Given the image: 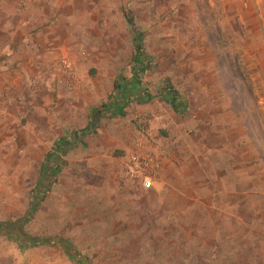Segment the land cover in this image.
<instances>
[{
    "label": "rangeland",
    "instance_id": "374dc122",
    "mask_svg": "<svg viewBox=\"0 0 264 264\" xmlns=\"http://www.w3.org/2000/svg\"><path fill=\"white\" fill-rule=\"evenodd\" d=\"M256 1L0 0V48L25 34L23 56L50 60L27 85L0 90V111L17 119L0 128V264L239 260L204 248L196 204L169 197L178 183L208 186L215 168L201 165L212 159L201 150L226 139L213 131L230 119L239 140L259 135L251 158L264 159V0ZM122 81L149 90L148 108L105 111ZM170 90L180 114L165 98ZM136 153L153 159L168 188L144 192L125 178ZM165 161L183 174L167 175ZM16 228L36 244L20 248L10 238ZM262 258L253 254V264Z\"/></svg>",
    "mask_w": 264,
    "mask_h": 264
},
{
    "label": "crops",
    "instance_id": "0c3cea01",
    "mask_svg": "<svg viewBox=\"0 0 264 264\" xmlns=\"http://www.w3.org/2000/svg\"><path fill=\"white\" fill-rule=\"evenodd\" d=\"M258 2L259 0L256 1V3ZM0 31L2 30L0 29ZM23 38L14 39L12 42H8L4 48H0V90L13 86L23 87L37 75L36 69L38 67L49 66L50 60L47 56L43 58L32 57V60L23 56L27 53V50L25 51L22 48L29 44V38L25 34ZM17 44H19V49L15 51L14 45L16 46ZM71 47L72 44H69L68 48L71 49ZM136 51L138 52V50ZM136 70V72H139V69ZM135 77L134 80L137 79ZM134 84V81L132 83L131 81H122L121 84L115 85V87L119 86L121 89H118V93L114 95L115 101L112 105H107L108 107L105 108V111L118 114L123 110L125 103L131 104L132 109L138 111L137 107L140 101L144 104L143 107L148 108V104L153 100L149 90L140 87L135 89ZM143 107L142 110H145ZM231 113L229 111V115ZM171 115L172 112L170 113ZM15 117L16 112H11L10 110L0 111V128L14 127L13 123L17 120ZM230 121H228L227 127L224 125L219 126L215 132L213 131L217 136H227L226 139L220 140V143L214 146L212 144H204L201 150L203 152L209 151L212 155L211 160H205V162L201 160V165L215 168L210 177L203 180L208 186L205 187L203 185L194 189V191H189L187 188L182 187V183H178L181 184V187H179L180 192H171L174 194V198L173 194H171L169 200L186 199L196 204L198 232L202 233V237L199 236L198 240L203 241L204 248H215L213 249L216 250L215 254L220 253V257L227 255L233 256L234 259L239 258L234 263L229 261V264H240L242 253L245 254L243 259L248 256V261L245 264H253V261H255L254 259L252 260L253 254L256 257L261 255L263 258L258 264H264V191L260 188L257 189L259 184L264 183V174L261 171V176L256 177L253 173L254 162L258 164L256 167H262L264 166V159L253 160L251 158L252 152L259 151V148L249 143L251 138L255 137L258 140L257 137L259 135L247 137L249 139L248 142L246 141L248 139H244L245 142L241 141L237 138L236 129L231 130ZM233 126H235V120ZM225 129H228V131L224 133ZM176 144L180 146V141ZM253 146L255 150H253ZM260 150H262L261 147ZM242 152L243 158L240 159L241 155L239 153ZM215 153L216 155L218 154L216 161L214 159ZM172 162L165 161V173L173 177L181 176L183 174L182 171L180 173V168L175 167ZM158 178L156 177L154 188L152 189L155 194L162 188H168L167 186L163 187ZM193 178L188 179V183ZM169 184L172 183L169 182ZM163 191L165 193L166 189H163ZM173 207L176 209V205L172 206L171 204V209ZM253 249L255 250L253 251ZM222 263H224L223 259Z\"/></svg>",
    "mask_w": 264,
    "mask_h": 264
},
{
    "label": "built area",
    "instance_id": "2783aa9c",
    "mask_svg": "<svg viewBox=\"0 0 264 264\" xmlns=\"http://www.w3.org/2000/svg\"><path fill=\"white\" fill-rule=\"evenodd\" d=\"M235 1L239 2L244 0ZM69 66L66 67V69L71 75V68ZM2 98H4L3 95H0V100ZM11 102L12 101H9V104H11ZM152 122L153 120L149 118H142L140 120V123L144 125ZM156 168L157 166L150 156L136 153L131 156L129 161H127L124 167V176L131 181L140 182L144 191H150L154 188V182L157 177Z\"/></svg>",
    "mask_w": 264,
    "mask_h": 264
},
{
    "label": "trees",
    "instance_id": "16d2710c",
    "mask_svg": "<svg viewBox=\"0 0 264 264\" xmlns=\"http://www.w3.org/2000/svg\"><path fill=\"white\" fill-rule=\"evenodd\" d=\"M137 50H140V47L138 45ZM143 61L141 62V64L143 65ZM117 90L120 88L119 86L117 87ZM121 89V88H120ZM166 100L168 101V103L171 105L173 111L176 114H180L183 112L184 109H182V106L180 105V97L173 91H168L166 93ZM12 233V237H10L11 239L17 241V243L19 244L20 248H28L33 246L36 243H32L31 239H26L24 238L25 236H23V234L21 233L20 228H16L14 232ZM39 243V242H38ZM37 243V244H38Z\"/></svg>",
    "mask_w": 264,
    "mask_h": 264
}]
</instances>
